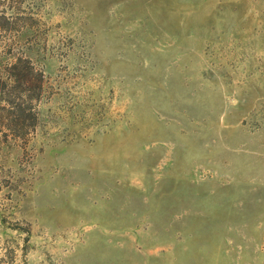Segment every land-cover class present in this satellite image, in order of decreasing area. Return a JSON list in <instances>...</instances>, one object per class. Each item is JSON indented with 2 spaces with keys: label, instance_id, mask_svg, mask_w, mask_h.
Wrapping results in <instances>:
<instances>
[{
  "label": "rangeland",
  "instance_id": "obj_1",
  "mask_svg": "<svg viewBox=\"0 0 264 264\" xmlns=\"http://www.w3.org/2000/svg\"><path fill=\"white\" fill-rule=\"evenodd\" d=\"M0 264H264V0H0Z\"/></svg>",
  "mask_w": 264,
  "mask_h": 264
}]
</instances>
